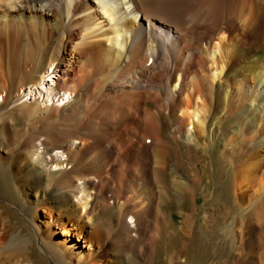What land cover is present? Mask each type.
<instances>
[{
	"label": "bare ground",
	"instance_id": "1",
	"mask_svg": "<svg viewBox=\"0 0 264 264\" xmlns=\"http://www.w3.org/2000/svg\"><path fill=\"white\" fill-rule=\"evenodd\" d=\"M7 4L15 15L0 23L20 35L36 26L45 44L21 47L17 60L0 30L9 98L56 65L61 77L43 86L45 102L55 92L73 99L0 115V148L38 212L40 250L55 264H139L156 258L161 238L180 235L168 264H264V0H0ZM10 121L23 128L8 138ZM187 154L195 161L185 177ZM212 184L203 208L198 197ZM171 201L178 226L165 212ZM105 210L117 212L107 226L98 220ZM55 229L63 247L51 244ZM73 234L88 249L77 262L65 246ZM8 238L0 264H47L0 231Z\"/></svg>",
	"mask_w": 264,
	"mask_h": 264
},
{
	"label": "rangeland",
	"instance_id": "2",
	"mask_svg": "<svg viewBox=\"0 0 264 264\" xmlns=\"http://www.w3.org/2000/svg\"><path fill=\"white\" fill-rule=\"evenodd\" d=\"M13 14L15 15V11L13 8H10V6L8 4L5 6L0 5V16L11 17V15H13ZM28 14H30V13H27V15ZM1 27H2V29H1ZM12 29H13L12 26H8V25H5L4 23H0V30H1L2 35L4 34L3 38L5 40L6 45H7L8 40L11 41V44L14 43L13 58H15L17 60H19V49H21V47L22 48L27 47L28 49L27 48L26 49L29 50V49H31V45L32 46L35 45V47H38V48L40 45H41L40 46L41 48L45 45V44L43 45V42H44L43 31H42V29H40L38 27L36 28V26H34V30L32 29L30 34L24 33V34L20 35L18 33V31L15 30L16 32H14V31H12ZM33 41H35V44L33 43ZM31 51H34V50L32 49ZM41 51H42V49H41ZM23 53H27V52L23 51ZM22 58L23 57L21 56V59ZM55 66L56 65H54L49 71H47L46 74L44 73L45 75L43 74L44 76H42V78H44V79H42L40 81L41 83L39 82L37 85H33V84L29 83V84H26V86L24 88H20V86L17 85V88L14 89L13 96L12 97L10 96L11 99L8 96V95H10L8 93L9 90L5 91V89L3 87V85H4L3 80H4V78H8L10 76V72H8V69L5 70V71H7V73L3 72L4 75L6 76V77L4 76V78H3L2 72L0 71V75H2V78L0 80V92H1L0 93V115L6 114L8 112V110H10V108H12L14 105L24 103V102L32 103V102L40 100V101L44 102V104H45V105L43 104L44 106H54V105L55 106H64L66 104H69L73 99L71 98L72 97L71 94L70 95L67 94L68 92H55L51 96L49 102H45L46 94L45 95L42 94L43 91L47 92V90L43 86L46 87V85L48 84L47 85L48 87L56 88L57 81L60 80L59 78L61 77V70L57 66L56 67ZM13 71H14V69H13ZM21 75H23V74H21ZM64 98H66V99H64ZM7 99H10V101L7 102L6 101ZM11 121L9 122V128L7 129L8 133L7 132L5 133V136H7L8 138L11 137L12 135H13V137L16 136L18 134V131H20V129L23 128L22 127L23 125L20 123V121L15 122L16 124L11 122ZM34 124H35V119L29 123V125H34ZM1 128H2V124H1ZM22 131H23L22 133H24L25 128ZM186 138L187 137L185 135L181 139V141L179 143V147L177 149L178 154L181 153L183 155L186 152L185 151V147L187 146ZM5 144L8 145L7 140L5 141ZM0 149H1L0 154H3L2 158L0 160V205H1L0 206V214L2 211L1 217L4 214V216H3L4 218H1V220H0V231H2L4 229V231H6V234L8 236L12 237V235H13V237H15L17 240H21V242H23V244H21L22 246L20 245L19 247H21V248L24 247L25 249L27 248L26 250H28V247H30L32 249V252L33 253L35 252V257L37 255L43 254V256L45 258L44 260L47 262V264H55L53 262V260H51L46 254H44L40 250L41 241L39 239V236L37 235V233H38L37 225L42 226V224L40 223V219L38 218V216H36V215H38V212H37V214L33 212V210L31 209V206H30V203H31L30 198L31 197L28 196L26 194V192L22 189V187H20L18 185L17 178L15 176L16 170L13 169V167H10V164H12L11 160L6 158V154H7L8 149H4V147H2ZM193 154H194V151H193ZM54 155L60 159L61 158H63V160L66 159V156L64 155V152L62 150H55ZM199 155H200V153H198V156ZM194 161H195V159H192V160L189 159L188 154H187V158L185 159V164H184V168H183L184 170L181 168L185 177H188L187 173H188V171H190V168L194 167L192 165V163ZM201 161H202V159H201ZM201 161H200V159L198 160V164L200 167L205 163L204 161L203 162H201ZM65 167H66V165L59 167L57 169V167L54 165L51 170L53 173L54 172L58 173L59 170L64 169ZM53 169H55V170H53ZM202 171L203 170L201 169V172ZM203 172L207 174L206 171H203ZM204 186H206V185H204ZM233 186L234 185H231V183H230V189L229 190L231 191V193L234 192ZM210 188H211V191L209 189V191L205 192L204 194L203 193L200 194L198 197V202H199V204H202L203 208H204V204L206 203V200H205L206 195L205 194L214 191L215 190L214 189L215 184H212V186ZM174 203H175V201L167 202L166 207H165V212H166L168 218H172L174 220L175 224L178 226V225H180L183 217H182L178 207ZM116 213L117 212H115L114 210H108V211L105 210V212H103V214L100 215L101 217L98 220L99 221L103 220L107 226V219H110L112 217V215H114ZM203 215L205 216V211L201 210V213L199 215V218L201 220L203 218ZM128 220L131 224H135V222L131 221L130 219H128ZM80 222H81V220H80ZM96 222H98V221H96ZM16 230H17V232H16ZM60 230L61 229L53 230V231H55V233L53 234V237L51 239L52 240L51 244L55 247H59L58 244L61 245L62 247L64 246V245L60 244V240L63 238L62 233H60ZM7 240H8V242H6ZM9 240H10L9 238L6 239L5 241H4V239H1L0 241H1V243L3 242L4 245L0 243V249L7 247V245H8L7 243L10 242ZM182 243H183V241H182L180 235L179 236L177 235L175 237H169V238L164 237V239L161 238L160 242L158 243V252H157V255L155 256L156 258H154L153 260H151V259L148 260V258H146V260L143 259V261L139 259V264H147V263H149V261L151 262L150 264H168V262L170 261L169 256H171L175 250L176 251L179 250ZM24 244H26V245H24ZM67 245H69V247ZM65 246H66L67 250L69 251V254L71 256H73V258H75V262H77L78 259L87 255L88 249L84 247V242L82 240H79L77 238L76 234L70 235L68 237V243ZM141 250L142 251L144 250V246L142 247ZM175 258L178 260L179 255L177 256V254H175ZM180 260L183 261V259H181V258H180Z\"/></svg>",
	"mask_w": 264,
	"mask_h": 264
}]
</instances>
